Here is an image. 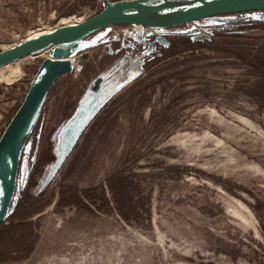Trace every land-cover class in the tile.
<instances>
[{
    "label": "rangeland",
    "instance_id": "rangeland-1",
    "mask_svg": "<svg viewBox=\"0 0 264 264\" xmlns=\"http://www.w3.org/2000/svg\"><path fill=\"white\" fill-rule=\"evenodd\" d=\"M105 5L0 0V49ZM118 25L75 46L73 71L56 80L26 135L14 205L23 198L5 224L28 215L27 248L5 236L0 264H264V78L229 53L259 48L264 11L164 29ZM221 30L215 45L180 43L153 62L177 34ZM44 55L1 68L19 78L0 81V135ZM100 85V110L78 140L61 144L58 126Z\"/></svg>",
    "mask_w": 264,
    "mask_h": 264
},
{
    "label": "water",
    "instance_id": "water-1",
    "mask_svg": "<svg viewBox=\"0 0 264 264\" xmlns=\"http://www.w3.org/2000/svg\"><path fill=\"white\" fill-rule=\"evenodd\" d=\"M142 1L105 0L106 5L101 10L85 19L61 24L0 49V66L28 55H38L42 49L48 51V55L42 58L35 79L0 135V181L3 190L0 226L8 215L16 191L20 154L26 135L55 81L73 71V48L79 42L116 24L164 29L220 14L264 11V0H174L160 6L141 8ZM7 155L10 168L7 167Z\"/></svg>",
    "mask_w": 264,
    "mask_h": 264
},
{
    "label": "trees",
    "instance_id": "trees-1",
    "mask_svg": "<svg viewBox=\"0 0 264 264\" xmlns=\"http://www.w3.org/2000/svg\"><path fill=\"white\" fill-rule=\"evenodd\" d=\"M226 33H228V31L221 30L217 33L209 35L208 38H201V37L195 38V36L193 34H187V33L177 34L176 38L168 39L167 44L158 45L159 49H157V50L161 52V55L157 56V55H155L157 52L154 53L155 59L153 60V62H155L159 59H163V58H166L168 56L174 55L176 52H178L180 43L184 44L185 49H193L195 47L194 46L195 44H197L198 46H202L204 43L206 44V42L208 45L209 44L215 45L217 43L216 38L214 37V36H216L215 34L224 35ZM86 39H84V40H86ZM252 49H254V48H252ZM255 49H256V51H253V50L251 51V49H248L247 47H244L242 45H234L233 50H230L231 52H229V53L240 58L241 60L250 62L254 67H256L259 70L262 77L264 78V41H261L259 48H255ZM262 80L260 81L261 83L257 84V86L259 87V90H262V93L260 94V102L262 101V103H263L262 99H263V91H264V82ZM46 160L47 159L45 157H43V158L41 157L39 159L38 166L40 165L39 166L40 171L43 169V164L45 163ZM87 196H89V195L87 194ZM116 197L119 199L122 198L123 197L122 191L120 194L116 190ZM21 198H23V197H19V199H17V205H14V202H16V200H14V199L12 200V203L10 205L9 212H8L6 219H8V217H10L14 214L15 210L18 208V205L20 203L19 201L21 200ZM27 216L26 217L22 216L17 221L11 220V222L8 225H6L5 221H4L2 223V225L0 226V240L4 239L5 236H10L12 238V240L16 241V246H18L17 248L15 247L16 249H14V250H18V249H22V248L26 247V243H25L26 241L25 240H26L27 236H29V235L22 233V229L25 226L28 227L32 223V221L30 219H28ZM19 232H21V234H19ZM30 237H31L30 239H32V241H30V242L28 241V243H29L28 246H30V248H32L36 235H31ZM5 252H6L5 246L0 244V254L2 256H4ZM2 256H0V257H2Z\"/></svg>",
    "mask_w": 264,
    "mask_h": 264
},
{
    "label": "crops",
    "instance_id": "crops-1",
    "mask_svg": "<svg viewBox=\"0 0 264 264\" xmlns=\"http://www.w3.org/2000/svg\"><path fill=\"white\" fill-rule=\"evenodd\" d=\"M117 26L119 25L116 24L107 28H114ZM44 53H45L44 57L48 55V51H44L43 53L40 54H44ZM74 55H75V47L73 48V56ZM32 57L34 56H29L27 58H32ZM73 61L75 63V59H73ZM89 89L90 90L87 89V91L83 92V94L79 98V102L73 113L68 118H66V120H64L62 124L58 126V131H59L58 135L62 141L61 144L63 145H66V143H70L72 141L75 142L82 136L83 132L87 129L88 125L91 123L92 119L94 118L96 112L100 110V107L103 105V101H105V99L103 98L104 94L101 85L94 91L91 88ZM48 94L46 96H48ZM69 132L71 133V136H67Z\"/></svg>",
    "mask_w": 264,
    "mask_h": 264
},
{
    "label": "bare ground",
    "instance_id": "bare-ground-1",
    "mask_svg": "<svg viewBox=\"0 0 264 264\" xmlns=\"http://www.w3.org/2000/svg\"><path fill=\"white\" fill-rule=\"evenodd\" d=\"M173 1H174V0H143V1L141 2V8H148V7L160 6V5H164V4L172 3ZM80 20H82V19L78 18L77 16H72V17H64V18H62L60 21H61V23H74V22H78V21H80ZM50 29H51V28H50ZM47 30H49V28H47V27H42V28H41V27H40V28H37V29L31 31L30 33H32V34H31V36H32V35H35V34H38V33L44 32V31H47ZM29 36H30V35H29ZM44 51H46V50L42 49V50H39L38 53L40 54V53H43ZM29 56H35V55H34V54H32V55H28V56H26V57H24V58H21V59L16 60L15 62L21 61L22 59H25V58H27V57H29ZM12 63H13V62H9V63H7V64H5V65L0 66V70H1V68H3V67H9V66H11ZM9 71H10V70H9ZM18 73H19V72H18ZM7 74H8V73H7ZM15 74H16V73H15ZM18 78H19L18 75H14V76L0 75V81H6V82H8V83L14 82V81H15L16 79H18ZM6 162H7V167L10 168V158H9L8 155L6 156ZM7 170H8V169H7ZM1 196H2V194H1ZM0 202H1V197H0Z\"/></svg>",
    "mask_w": 264,
    "mask_h": 264
},
{
    "label": "built area",
    "instance_id": "built-area-1",
    "mask_svg": "<svg viewBox=\"0 0 264 264\" xmlns=\"http://www.w3.org/2000/svg\"><path fill=\"white\" fill-rule=\"evenodd\" d=\"M74 59V58H73ZM74 66H75V63H74Z\"/></svg>",
    "mask_w": 264,
    "mask_h": 264
}]
</instances>
